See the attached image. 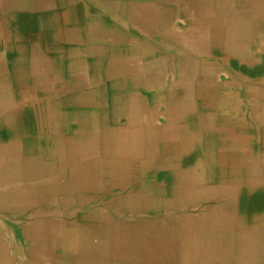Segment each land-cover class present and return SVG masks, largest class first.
I'll list each match as a JSON object with an SVG mask.
<instances>
[{"label":"crops","instance_id":"1","mask_svg":"<svg viewBox=\"0 0 264 264\" xmlns=\"http://www.w3.org/2000/svg\"><path fill=\"white\" fill-rule=\"evenodd\" d=\"M197 3L0 0V264H264V23Z\"/></svg>","mask_w":264,"mask_h":264},{"label":"bare ground","instance_id":"2","mask_svg":"<svg viewBox=\"0 0 264 264\" xmlns=\"http://www.w3.org/2000/svg\"><path fill=\"white\" fill-rule=\"evenodd\" d=\"M232 1H234V0H222V2H224V3H227V4H229L228 6H227V9H226V16H228L227 14L229 13V15L230 16H234V15H240V16H243V15H245V8H246V11H248V14L249 15H252V14H254V13H257V14H259L260 13V19H261V21H263V23H264V5H261V4H259L258 2H257V0H239L240 1V4H242L241 6L244 8V9H238V10H235V8H236V6H232L233 5V2ZM196 2H198L197 3V6H195L196 7V11H197V16H195V18H199L198 16H203V15H205V14H209V13H211V4H212V0H196ZM242 2V3H241ZM123 4V3H122ZM170 5V4H169ZM244 5H246L247 7H245ZM173 6V5H172ZM220 6V5H219ZM170 7H171V5H170ZM144 8V7H143ZM145 8H147V7H145ZM215 8V7H214ZM218 8V7H217ZM213 9V8H212ZM224 9V8H223ZM147 14V13H146ZM247 15V14H246ZM208 16V15H207ZM235 17V16H234ZM254 18V17H253ZM242 19V18H241ZM238 20V19H237ZM243 21H244V19H242ZM249 20V19H248ZM237 23H239V22H237ZM261 23V22H260ZM210 24V23H209ZM212 24V23H211ZM207 26V25H206ZM243 26H241L240 28H239V31L241 30V32L242 33H244V34H247V33H249L250 34V36L252 37V36H255V35H257V34H260V32H262L264 29V24H263V26H260V25H258L257 23H255V24H253V23H251V24H249L247 27H243ZM204 28H206V27H203V29ZM225 28V27H224ZM226 29V28H225ZM204 31V30H203ZM203 31H201V32H203ZM209 32V31H208ZM230 33V32H229ZM264 33V32H263ZM202 34V33H201ZM204 34H205V32H204ZM224 34V33H223ZM209 35V34H208ZM217 35V34H216ZM230 35V34H229ZM218 36V35H217ZM239 36V35H238ZM264 36V35H263ZM207 37V36H206ZM219 37V36H218ZM221 37V36H220ZM260 37V36H259ZM209 38V37H208ZM213 38V37H212ZM230 38V37H229ZM238 38V37H237ZM240 39V38H239ZM248 40V39H247ZM209 41V40H208ZM230 41V40H229ZM198 42V41H197ZM259 42V41H258ZM222 43V42H221ZM196 44V43H195ZM201 44V43H200ZM206 46V45H205ZM218 46V45H217ZM257 45H255L254 47H256ZM220 47V46H219ZM229 47H230V45H229ZM222 48V47H221ZM239 50L240 51H244L245 50V43H244V40H243V38H241V40H240V42H239ZM142 51H144V50H142ZM237 53V52H236ZM151 54V53H150ZM238 54V53H237ZM242 54V53H241ZM229 55V54H228ZM232 55V54H231ZM153 57V56H152ZM106 58V57H105ZM243 58V57H242ZM88 59V58H87ZM148 59V58H147ZM83 60V59H82ZM146 60V59H145ZM170 60V59H169ZM246 60V59H245ZM100 61V60H99ZM166 62H167V60H166ZM178 63H180L181 62V59L180 60H178L177 61ZM85 63V62H84ZM158 63H163V61H161V60H159V61H157L155 64H158ZM86 64V63H85ZM102 64H104V63H102ZM102 67H103V65H102ZM205 68V67H204ZM102 70H104V69H102ZM44 72V71H43ZM60 73V72H59ZM185 74H186V72H185ZM226 74V73H225ZM58 76V75H57ZM43 77V76H42ZM83 78V77H82ZM104 78V77H103ZM103 78H101V80L103 79ZM195 78V77H194ZM7 80H8V78H7ZM56 80V79H55ZM227 80V79H226ZM9 81H10V79H9ZM167 81V80H166ZM56 82V81H55ZM101 82H103V81H101ZM201 83V82H200ZM242 83V82H241ZM251 83V82H250ZM194 84V83H193ZM59 85V84H58ZM260 85V84H259ZM38 86V85H37ZM45 86V85H44ZM139 86V85H138ZM242 86V85H241ZM81 87V86H80ZM140 87V86H139ZM145 87V86H144ZM171 87V86H170ZM175 87V86H174ZM52 88H53V86H52ZM55 88V87H54ZM56 88H59V86L58 87H56ZM61 88V87H60ZM70 88V87H69ZM13 89V88H12ZM75 89H77V88H75ZM167 89V88H166ZM27 90V89H26ZM58 90V89H57ZM83 90V89H82ZM188 90H189V88H188ZM51 91V90H50ZM181 91V90H180ZM183 91V90H182ZM37 92V91H36ZM65 92V91H64ZM177 92V91H176ZM179 92V91H178ZM14 93V92H13ZM54 94V93H53ZM167 94V93H166ZM183 95V94H182ZM185 95V94H184ZM258 95V93H256V96ZM192 96V95H191ZM14 97V96H13ZM33 97V96H32ZM178 97V96H177ZM242 97V96H241ZM175 98V97H174ZM243 99V98H242ZM263 98H261V100H262ZM23 100V99H22ZM27 100H28V98H27ZM264 100V99H263ZM14 101H15V99H14ZM173 101V100H172ZM191 101H192V99H191ZM9 102V101H8ZM10 102H11V100H10ZM187 102H188V100H187ZM194 102V101H193ZM163 103V102H162ZM136 104V103H135ZM159 104V103H158ZM179 104V103H178ZM183 104V103H182ZM174 105V104H173ZM187 105V104H186ZM264 105V104H263ZM1 106H3V105H1ZM176 106V105H175ZM181 106V105H180ZM193 106V105H192ZM191 106V107H192ZM10 107V106H9ZM127 107H129L130 108V106H127ZM171 107H173V106H171ZM182 107V106H181ZM128 108V109H129ZM141 108V107H140ZM4 109V108H3ZM179 109V108H178ZM191 109H193V107L191 108ZM195 109V108H194ZM5 110V109H4ZM184 110V109H183ZM263 110H264V108H263ZM159 111H160V109H159ZM189 111H190V109H189ZM260 111V110H259ZM141 112V111H140ZM148 112V111H147ZM161 112V111H160ZM171 112V111H170ZM169 112V113H170ZM172 114V113H171ZM184 114V113H183ZM133 116H134V114H133ZM138 116V115H137ZM149 116V115H148ZM8 117V116H7ZM152 117V116H151ZM150 117V118H151ZM170 117H171V115H170ZM138 118V117H137ZM168 118V117H167ZM14 119V118H13ZM133 119V118H132ZM144 119V118H143ZM198 119V118H197ZM209 119V118H208ZM128 120V119H127ZM145 121V120H144ZM155 121V120H154ZM162 121H164V120H162ZM166 121V120H165ZM175 121V120H174ZM201 121V120H200ZM4 122H7V121H4ZM169 122V121H168ZM138 123V122H137ZM204 123V122H203ZM214 123V122H213ZM8 124V123H7ZM131 124V123H130ZM165 124V123H164ZM204 124H206V123H204ZM9 125V124H8ZM113 125V124H112ZM202 125V124H201ZM111 126V125H110ZM141 126V125H140ZM11 127V126H10ZM142 127V126H141ZM173 127V126H172ZM177 129V128H176ZM205 129V128H204ZM9 130V129H8ZM207 131V130H206ZM222 132V131H221ZM9 133V132H8ZM7 133V134H8ZM169 133V132H168ZM135 134V133H134ZM78 136V135H77ZM80 136V135H79ZM91 136H94V135H91ZM89 137V136H88ZM97 137V136H96ZM85 138V137H84ZM11 139V138H10ZM165 139V138H164ZM168 139V138H167ZM89 141V140H88ZM91 141V140H90ZM94 141H95V139H94ZM16 142V141H15ZM92 142V141H91ZM97 142V141H96ZM12 143V142H11ZM155 146V145H154ZM85 147H86V145H85ZM83 148V147H82ZM88 148V147H87ZM148 148V147H147ZM95 151H97L96 149H94ZM93 150V151H94ZM145 150V149H144ZM262 150V149H261ZM88 151V150H87ZM92 151V152H93ZM147 151V150H146ZM83 152H84V149H83ZM86 152V151H85ZM89 152V151H88ZM147 152H149V150L147 151ZM87 153V152H86ZM148 155L150 154V153H147ZM153 154V153H152ZM33 156V155H32ZM77 156V155H76ZM95 156V155H94ZM28 157H30V155L28 156ZM142 157V156H141ZM148 157V156H147ZM24 158V157H23ZM106 158V157H105ZM112 158V157H111ZM260 158V157H259ZM3 159V158H2ZM25 159H27V158H25ZM78 159V158H77ZM85 159V158H84ZM31 160V159H30ZM100 160V159H99ZM24 161V160H23ZM36 161V160H35ZM78 161V160H77ZM81 161V160H80ZM2 162V161H1ZM0 162V163H1ZM22 162V161H21ZM40 162V161H39ZM9 163V162H8ZM25 163V162H24ZM26 164V163H25ZM78 164V163H77ZM96 164V163H95ZM102 164V163H101ZM3 165V164H2ZM13 165V164H12ZM22 165V164H21ZM37 165V164H36ZM35 165V166H36ZM51 165V164H50ZM152 165V164H151ZM257 165V164H256ZM4 167V166H3ZM10 167H11V165H10ZM23 167V166H22ZM12 168H14V167H12ZM25 168V167H24ZM2 169V168H1ZM151 169V168H150ZM3 170V169H2ZM37 170V169H36ZM99 170V169H98ZM226 170V169H225ZM23 171V170H22ZM38 171V170H37ZM11 172V171H10ZM4 173V172H3ZM38 173V172H37ZM49 173H51V172H49ZM218 173V172H217ZM7 174V173H6ZM12 174V173H11ZM23 174H25V173H23ZM47 174V173H46ZM45 174V175H46ZM38 175H40V174H38ZM20 176V175H19ZM42 176V175H41ZM20 178V177H19ZM24 178V177H23ZM28 178H29V176H28ZM46 178V177H45ZM1 179V178H0ZM25 179V178H24ZM31 179V178H30ZM136 179H138V178H136ZM21 180H22V178H21ZM26 180V179H25ZM261 180V179H260ZM255 181H257V180H255ZM14 182V181H13ZM21 182V181H20ZM252 182V181H251ZM259 182V181H258ZM7 183V182H6ZM256 183V182H255ZM28 184V183H27ZM26 184V185H27ZM46 184V183H45ZM211 184V183H210ZM3 185V184H2ZM10 185V184H9ZM25 185V186H26ZM38 185V184H37ZM55 185V184H54ZM158 185V184H157ZM206 185V184H205ZM220 185V184H219ZM19 186V185H18ZM21 186V185H20ZM29 186V185H28ZM53 186V185H52ZM160 186H162V185H160ZM14 187V186H13ZM17 187V186H16ZM137 187V186H136ZM217 187V186H216ZM10 188V187H9ZM185 188V187H184ZM218 188V187H217ZM5 189V188H4ZM10 189H12V188H10ZM26 189V188H25ZM35 189V188H34ZM40 189V188H39ZM42 190H43V188H42ZM100 190V189H99ZM135 190V189H134ZM133 190V191H134ZM189 190H190V187H189ZM206 190V189H205ZM13 191H14V189H13ZM29 191V190H28ZM33 191V190H32ZM113 191V190H112ZM199 191V190H198ZM203 191V190H202ZM211 191V190H210ZM218 191V190H217ZM15 192H16V190H15ZM20 192H24V191H20ZM110 192V191H109ZM186 192V191H185ZM1 193V192H0ZM16 193H18V192H16ZM30 193V192H29ZM36 193H37V191H36ZM234 193V192H233ZM20 194V193H19ZM18 194V195H19ZM23 194V193H22ZM32 194V193H31ZM74 194V193H73ZM122 194V193H121ZM207 194V193H206ZM209 194V193H208ZM77 195V194H76ZM105 195V194H104ZM103 195V196H104ZM115 195V194H114ZM205 195V194H204ZM223 195V194H222ZM25 196V195H24ZM26 196H27V193H26ZM122 196V195H121ZM127 196H128V194H127ZM131 196V195H130ZM200 196V195H199ZM234 196V195H233ZM6 198H7V196H5ZM5 197H3V198H5ZM15 197H16V195H15ZM36 197V196H35ZM80 197V196H79ZM99 197V196H98ZM109 197V196H108ZM187 197V196H186ZM225 197V196H224ZM19 198V197H18ZM33 198V197H32ZM110 198V197H109ZM126 198V197H125ZM174 198H176V197H174ZM211 198V197H210ZM13 199V198H12ZM37 199H39L38 197H37ZM208 199V198H207ZM15 200V199H14ZM73 200V199H72ZM101 200V199H100ZM80 201V200H79ZM109 201V200H108ZM123 201V200H122ZM12 202H14V201H12ZM16 202V201H15ZM31 201H26L25 200V202L24 203H22V204H20V206L21 207H28V206H30L31 205V203H30ZM45 202V201H44ZM72 203H73V201H72ZM76 203V202H75ZM91 203V202H90ZM119 203H121V202H119ZM50 204V203H49ZM38 205V204H37ZM51 205V204H50ZM93 205V204H92ZM110 205V204H109ZM5 206V205H4ZM196 206V205H195ZM216 206V205H215ZM64 207V206H63ZM73 207V206H72ZM125 207V206H124ZM130 207V206H129ZM165 207V206H164ZM14 209H15V207H13ZM12 208V210L14 211V209ZM35 208V207H34ZM61 208V207H60ZM87 208V207H86ZM220 208V207H219ZM33 209V208H32ZM59 209V208H58ZM110 209V208H109ZM60 210V209H59ZM186 210V209H185ZM209 210V209H208ZM223 210V209H222ZM1 211V210H0ZM29 211V210H28ZM110 211V210H109ZM122 211H123V209H122ZM15 212V211H14ZM21 212V211H20ZM19 212V213H20ZM169 212V211H168ZM128 213H130V212H128ZM199 213V212H198ZM212 213V212H211ZM148 214H149V212H148ZM234 214H236V213H234ZM233 214V215H234ZM15 215V214H14ZM26 215V214H25ZM56 215V214H55ZM134 215V214H133ZM142 215V214H141ZM108 216V215H107ZM136 216V215H135ZM182 216V215H181ZM198 216V215H197ZM206 216V215H205ZM21 217V216H20ZM133 217V216H132ZM212 217V216H211ZM217 217V216H216ZM235 218V217H234ZM70 219V218H69ZM191 219H192V217H191ZM199 219V218H198ZM12 220V219H11ZM138 220V219H137ZM140 220H142V219H140ZM233 220V219H232ZM182 221V220H181ZM210 221V220H209ZM3 222V221H2ZM9 222H10V220H9ZM54 222H57L56 220H54ZM186 222V221H185ZM202 222V221H201ZM87 223V222H86ZM192 223H193V220H192ZM211 223V222H210ZM220 223H223V222H220ZM231 223V222H230ZM58 224V223H57ZM188 224V223H187ZM217 224V223H216ZM235 224V223H234ZM182 225V224H181ZM198 225H199V223H198ZM205 225V224H204ZM209 225V224H208ZM212 225V224H211ZM213 225H214V223H213ZM236 225V224H235ZM95 226V225H94ZM97 226V225H96ZM156 226V225H155ZM194 226H195V223H194ZM218 226H220V224L218 225ZM60 228V227H59ZM209 228V227H208ZM213 228H214V226H213ZM11 229V228H10ZM149 229V228H148ZM201 229V228H200ZM240 229V228H239ZM14 230V229H13ZM210 230V229H209ZM216 230V229H215ZM214 230V231H215ZM226 230V229H225ZM239 231V230H238ZM240 231H241V229H240ZM3 232H5V231H3ZM91 232V231H90ZM197 232V231H196ZM199 232V231H198ZM201 232V231H200ZM95 233V232H94ZM183 233V232H182ZM224 233H226V232H224ZM239 233V232H238ZM238 233H237V235H238ZM246 233V232H245ZM255 233H256V231H255ZM92 234V233H91ZM147 234V233H146ZM257 234V233H256ZM255 234V235H256ZM58 235H59V233H58ZM236 235V236H237ZM245 235V234H244ZM254 235V236H255ZM13 236V235H12ZM264 236V235H263ZM53 237V236H52ZM55 237V236H54ZM183 237V236H182ZM240 237V236H239ZM252 237V236H251ZM12 238V237H11ZM32 238V237H31ZM91 238V237H90ZM93 238H95V237H93ZM185 238H186V236H185ZM225 238V237H224ZM25 239V238H24ZM54 239V238H53ZM182 239V238H181ZM248 239V238H247ZM12 240V239H11ZM11 240H9V241H11ZM15 240V239H14ZM105 240V239H104ZM104 240H102V241H104ZM98 241V240H97ZM185 241V240H184ZM188 241V240H187ZM6 242H7V240H6ZM53 242V241H52ZM101 242V241H100ZM107 242V241H106ZM26 243V242H25ZM259 243V242H258ZM78 244V243H77ZM93 244V243H92ZM261 244V243H260ZM29 245V244H28ZM146 245V244H145ZM259 245V244H258ZM17 246V245H16ZM98 246V245H97ZM148 246V245H147ZM260 246V245H259ZM261 246H262V244H261ZM15 247V246H14ZM78 247V246H77ZM85 247V246H84ZM24 248V247H23ZM147 248V247H146ZM226 248V247H225ZM2 248H0V255L1 256H3L2 254H3V252H2V250H1ZM84 249V248H83ZM260 249H262V248H260ZM23 250V249H22ZM146 250V249H145ZM180 250V249H179ZM182 250V249H181ZM24 251V250H23ZM173 251H175V249L173 250ZM199 251V250H198ZM189 252H191V251H189ZM262 252V251H261ZM10 253V252H9ZM14 253V252H13ZM143 253V252H142ZM253 253H255V252H253ZM259 255V254H258ZM261 255V254H260ZM16 256V255H15ZM78 256V255H77ZM97 256V255H96ZM95 256V257H96ZM159 256V255H158ZM166 256V255H165ZM32 257V256H31ZM84 257V256H83ZM105 257V256H104ZM107 257V256H106ZM44 257H42V258H40V259H43ZM46 258V257H45ZM91 258V257H90ZM213 258V257H212ZM53 259V258H52ZM74 259V258H73ZM99 259H100V257H99ZM105 259V258H104ZM35 260V259H34ZM39 260V259H38ZM82 260V259H81ZM80 260V261H81ZM103 260V259H102ZM107 260V259H106ZM20 261V260H19ZM87 261V260H86ZM72 262V261H71ZM75 262V261H74ZM82 262H85V261H82ZM15 263V262H14ZM88 263V262H87ZM113 263V262H112ZM116 263V262H115ZM118 263V262H117ZM143 263V262H142ZM19 264V263H18ZM37 264V263H36ZM42 264V263H41ZM63 264H65V263H63ZM75 264V263H74ZM82 264V263H81ZM85 264V263H84ZM92 264V263H91ZM148 264V263H147Z\"/></svg>","mask_w":264,"mask_h":264},{"label":"rangeland","instance_id":"3","mask_svg":"<svg viewBox=\"0 0 264 264\" xmlns=\"http://www.w3.org/2000/svg\"><path fill=\"white\" fill-rule=\"evenodd\" d=\"M187 4H189V2H187ZM264 29V28H263ZM264 30L262 31V32H260V33H262L263 35H264ZM16 236L19 238V235L18 234H16Z\"/></svg>","mask_w":264,"mask_h":264}]
</instances>
